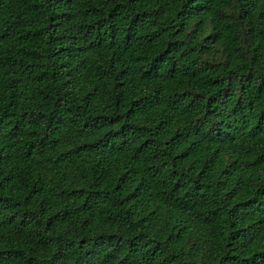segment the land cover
Masks as SVG:
<instances>
[{"label": "trees", "instance_id": "16d2710c", "mask_svg": "<svg viewBox=\"0 0 264 264\" xmlns=\"http://www.w3.org/2000/svg\"><path fill=\"white\" fill-rule=\"evenodd\" d=\"M0 264H264V0H0Z\"/></svg>", "mask_w": 264, "mask_h": 264}]
</instances>
